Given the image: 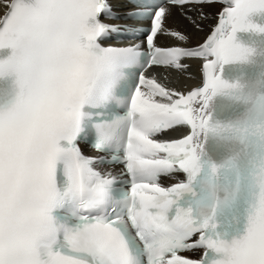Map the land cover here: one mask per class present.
<instances>
[{"label":"snow or ice","instance_id":"obj_1","mask_svg":"<svg viewBox=\"0 0 264 264\" xmlns=\"http://www.w3.org/2000/svg\"><path fill=\"white\" fill-rule=\"evenodd\" d=\"M0 264H264V0H0Z\"/></svg>","mask_w":264,"mask_h":264},{"label":"bare ground","instance_id":"obj_2","mask_svg":"<svg viewBox=\"0 0 264 264\" xmlns=\"http://www.w3.org/2000/svg\"><path fill=\"white\" fill-rule=\"evenodd\" d=\"M218 10L219 5L213 8L204 9L203 11L208 14V19L201 18L195 11L190 12L189 15L192 19L196 20V22L200 25V29H196L188 20L182 18L179 9H175L173 10L172 16L168 19L167 27L171 30L180 31L181 33L187 35L190 43L196 44L202 41L211 30V27L216 21L211 18L212 13L217 12ZM157 43L162 46H187L184 42L164 34L158 35ZM201 75L199 60L191 61L190 67L185 72L170 68H152V70H150L147 74L148 77L155 76L157 81L165 86L182 92H186L193 86L198 85L201 81Z\"/></svg>","mask_w":264,"mask_h":264}]
</instances>
